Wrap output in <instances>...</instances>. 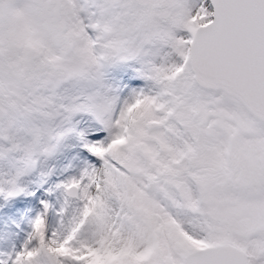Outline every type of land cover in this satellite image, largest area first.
Instances as JSON below:
<instances>
[{"label": "snow or ice", "instance_id": "6c2138e0", "mask_svg": "<svg viewBox=\"0 0 264 264\" xmlns=\"http://www.w3.org/2000/svg\"><path fill=\"white\" fill-rule=\"evenodd\" d=\"M0 264H264V0H0Z\"/></svg>", "mask_w": 264, "mask_h": 264}]
</instances>
